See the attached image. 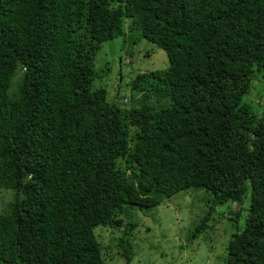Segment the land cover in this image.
<instances>
[{
	"label": "trees",
	"instance_id": "1",
	"mask_svg": "<svg viewBox=\"0 0 264 264\" xmlns=\"http://www.w3.org/2000/svg\"><path fill=\"white\" fill-rule=\"evenodd\" d=\"M128 32L168 66L109 101L96 56ZM263 87L264 0H0V264H130L134 211L184 191L189 242L230 203L222 264H264Z\"/></svg>",
	"mask_w": 264,
	"mask_h": 264
},
{
	"label": "rangeland",
	"instance_id": "2",
	"mask_svg": "<svg viewBox=\"0 0 264 264\" xmlns=\"http://www.w3.org/2000/svg\"><path fill=\"white\" fill-rule=\"evenodd\" d=\"M167 66L168 60L163 50L139 37L136 32H128L125 36L102 44L94 64L97 77L93 86L104 88L109 101H115L110 99L120 87L119 97L125 96L127 101L128 83L138 73L161 70ZM1 196L0 208L4 207L3 201L10 199L11 194L2 192ZM191 199L189 193L179 192L151 210L134 211L133 219L138 227L132 234L135 254L130 264L223 263L229 240L237 229L242 228L244 208L235 224L229 220L236 213L233 204L218 206L210 218L207 231L189 242V233L202 217L206 206H198V203L191 205ZM94 232L106 247L110 243L109 237H118L120 230L117 229L112 235L110 230L97 227ZM107 257V264H125L114 248L107 253Z\"/></svg>",
	"mask_w": 264,
	"mask_h": 264
},
{
	"label": "clouds",
	"instance_id": "3",
	"mask_svg": "<svg viewBox=\"0 0 264 264\" xmlns=\"http://www.w3.org/2000/svg\"><path fill=\"white\" fill-rule=\"evenodd\" d=\"M126 100H124V102H125Z\"/></svg>",
	"mask_w": 264,
	"mask_h": 264
}]
</instances>
